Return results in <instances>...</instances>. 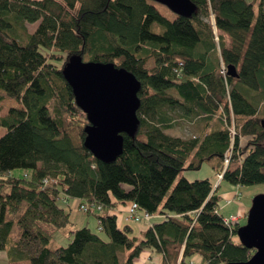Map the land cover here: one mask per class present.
Returning <instances> with one entry per match:
<instances>
[{"label": "trees", "instance_id": "16d2710c", "mask_svg": "<svg viewBox=\"0 0 264 264\" xmlns=\"http://www.w3.org/2000/svg\"><path fill=\"white\" fill-rule=\"evenodd\" d=\"M191 1L192 17L169 20L151 0H0V103L20 105L0 115L8 130L0 138V251L13 264H121L124 251V264H136L148 250L164 264H191L196 255L200 264L251 259L255 251L234 241L241 225L227 226L220 212V185L174 183L212 160L218 172L232 149L237 168L231 163L222 181L264 185V0ZM74 56L114 64L141 83L137 133L123 135L112 163L85 147L90 123L63 73ZM177 111L201 122L199 136L165 133ZM16 169L31 175L15 178ZM64 196L79 209L102 206L87 213L99 233L71 231V243L52 250L54 232L71 220ZM133 202L164 216L143 238L111 212Z\"/></svg>", "mask_w": 264, "mask_h": 264}, {"label": "water", "instance_id": "95a60500", "mask_svg": "<svg viewBox=\"0 0 264 264\" xmlns=\"http://www.w3.org/2000/svg\"><path fill=\"white\" fill-rule=\"evenodd\" d=\"M177 16L190 18L196 11L191 0H151ZM64 76L72 87L77 106L87 115L85 147L101 162L112 163L123 154L124 137H134L139 126L141 83L131 72L110 63L85 62L71 57ZM228 76L236 78L235 67ZM264 129V120L261 122ZM240 243L255 253L246 262L264 264V195L254 199L247 223L236 234Z\"/></svg>", "mask_w": 264, "mask_h": 264}, {"label": "rangeland", "instance_id": "374dc122", "mask_svg": "<svg viewBox=\"0 0 264 264\" xmlns=\"http://www.w3.org/2000/svg\"><path fill=\"white\" fill-rule=\"evenodd\" d=\"M254 0H247V2L251 3ZM259 1V0H257ZM157 10L166 18L169 20L174 19V13L171 12L167 7L153 2L152 3ZM255 19L254 24L257 21L258 18V3L255 5ZM38 24L34 25H28V31L32 33ZM215 33L217 34L216 30ZM85 62L90 61V57H84L83 59ZM11 108H20V105L18 102L11 100L9 98H6L4 101L0 103V115L6 116ZM182 115L180 111L172 112L173 119L175 121V125L172 128L165 129V133L172 137H181L184 139L188 138H194L196 136H199V134L202 132V124L198 120L190 121L181 118ZM8 130L4 127L0 126V138L3 137ZM236 133V132H235ZM232 140L234 141L235 136H231ZM232 149L226 153L224 156V159L222 161L221 167L218 169V172L214 169V167L217 165L216 160H212L210 162L204 163L201 169L199 170H190L185 169L181 174L178 176L177 180L174 183V186L178 183V181L182 178H185L189 181H196V180H205L209 179L214 184V187L216 188L219 184L221 185L218 190L219 196L222 198L220 202V212L221 214L227 218L231 217V215H237L236 212H240L242 215L246 213L248 210V214L252 208L254 199L257 196L264 195V185H255V186H235L232 185L226 181H221L220 176L222 175V179L224 177L225 171L228 170L229 166L232 163ZM230 161L227 165V160ZM232 166L234 168H237V165L232 163ZM27 175H31L30 171H25L23 169H16L12 172V176L19 179H24ZM241 195L240 199H234V197H238ZM231 201V203H228V201ZM63 202V201H62ZM71 205L63 204L64 208L71 214V220L70 223L67 225V227L62 228L56 232H54L53 240L51 244L49 245V248L52 250L58 249L60 247H66L68 246L69 242L71 240V231H76L79 229H82L84 227H89L93 232L99 233L98 230V222L97 219L93 215H88L87 213H84L80 211L78 207V202L76 200H70ZM247 209V210H246ZM233 213V214H230ZM248 214L246 216V221L243 222V226L247 223ZM162 215L159 217H155L152 220V223L159 222ZM237 217V216H236ZM133 226L136 228V235L140 238L145 237L143 232L141 230L146 231L148 228H150V225L147 223H140L136 224L133 222H130ZM236 224H240L239 222ZM235 242H238L239 239L237 237L234 238ZM71 243V242H70ZM148 254V255H146ZM131 255V252L124 251L120 252L119 259L121 264H124L125 261L128 259V257ZM143 256V257H142ZM140 259L136 261V264H164V257L162 254L158 252H154L152 250H148L146 253L142 255ZM150 256V257H149ZM194 260L200 264L201 257L196 255L193 257ZM192 258V259H193ZM148 259V260H147ZM191 260L192 263L195 264V261Z\"/></svg>", "mask_w": 264, "mask_h": 264}, {"label": "built area", "instance_id": "2783aa9c", "mask_svg": "<svg viewBox=\"0 0 264 264\" xmlns=\"http://www.w3.org/2000/svg\"><path fill=\"white\" fill-rule=\"evenodd\" d=\"M231 136H236L235 130H231ZM230 161L227 160V165ZM226 172V171H225ZM220 178L222 179V175L220 176ZM48 181L45 180V183H47ZM241 195H239L238 197H234V199H240ZM63 203L66 205H69V198L67 196H64L63 198ZM228 203H231V201L229 200ZM80 210L85 212V213H89V212H102L103 208L101 205L96 204V203H85V202H81L80 205ZM159 217L160 215H153L149 212L143 211L139 205L135 202L131 203L129 206V209L127 210V221L136 223V224H140V223H147L150 225V227L153 226L152 220L155 217ZM161 218H164V216H162ZM239 222V217H232L230 219H225V223L227 226H233L234 224ZM194 264V263H191Z\"/></svg>", "mask_w": 264, "mask_h": 264}, {"label": "crops", "instance_id": "0c3cea01", "mask_svg": "<svg viewBox=\"0 0 264 264\" xmlns=\"http://www.w3.org/2000/svg\"><path fill=\"white\" fill-rule=\"evenodd\" d=\"M241 143H242V140H241ZM221 186V185H220ZM77 201V200H76ZM78 202V207H79V201H77ZM69 205H71V202H70V204ZM129 206H130V204H126V205H118L117 206V208H115V209H112L111 210V212H113L114 214H117V215H119V219H120V225H122V226H124V225H126V224H130V222H128L127 221V210L129 209ZM221 208V207H220ZM247 210V209H246ZM230 214H233V213H230ZM236 214L237 215H231V217H227V218H225V219H230V218H232V217H239V219H240V225L241 226H243V222H245L246 221V216H247V214H248V210L246 211V213L245 214H241L240 212L238 213V212H236ZM132 225V224H131ZM133 226V225H132ZM133 228H134V230H135V235H136V228L137 227H135V226H133ZM141 232H145L144 230H141ZM137 236V235H136ZM146 255H148V254H146ZM143 257V256H142ZM141 257V258H142ZM150 257V256H149ZM148 260V259H147ZM191 260H194V258L193 259H191ZM195 261V260H194ZM202 261V260H201ZM200 261V262H201ZM0 264H13L11 261H10V259H9V256H8V253L6 252V251H0ZM23 264H30V263H23ZM137 264H139V263H137ZM195 264H198L196 261H195Z\"/></svg>", "mask_w": 264, "mask_h": 264}]
</instances>
